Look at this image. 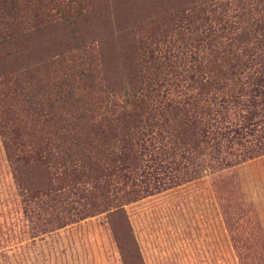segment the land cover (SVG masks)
<instances>
[{
	"label": "trees",
	"instance_id": "obj_1",
	"mask_svg": "<svg viewBox=\"0 0 264 264\" xmlns=\"http://www.w3.org/2000/svg\"><path fill=\"white\" fill-rule=\"evenodd\" d=\"M92 1L0 0V134L15 180L45 229L106 212L123 263L144 264L124 204L175 182L182 159L202 164L166 139L164 113L181 114L216 160L249 156L264 146V7L196 0L184 15L168 0L163 11L186 19L188 34L177 38L181 46L172 38L163 42L180 50L172 59L171 48L155 43L153 51L141 44L151 65L133 68L123 61L126 48L137 45L133 27L153 3ZM241 15L250 27L235 26ZM102 26L110 35L105 41L123 55L117 73L97 64L91 45L73 64L56 65L64 42L91 44L94 34L103 37ZM243 36L251 47L241 44ZM233 79L237 95L229 87ZM105 88L146 97L150 112H116L102 95ZM184 106L194 112L183 115ZM233 107L246 112L239 124L230 122ZM256 112H262L258 121Z\"/></svg>",
	"mask_w": 264,
	"mask_h": 264
},
{
	"label": "rangeland",
	"instance_id": "obj_2",
	"mask_svg": "<svg viewBox=\"0 0 264 264\" xmlns=\"http://www.w3.org/2000/svg\"><path fill=\"white\" fill-rule=\"evenodd\" d=\"M149 1L153 3L151 12L133 27L132 35L137 45L127 47L123 59L133 68L151 65L147 55L142 54L141 44L147 43L153 51L157 47L171 48L174 59L173 55L180 49L166 46L167 42L163 41L172 38L176 40V47L181 46L177 38L188 34L186 19H172L163 11L168 0ZM246 1L249 7L257 6V10L264 7L260 0ZM192 2L196 0H175L179 9L186 10L184 15H188ZM90 4L93 6L92 0ZM235 19V26L240 29L250 27L244 15ZM102 29L105 28L102 26ZM61 31L56 32L60 35ZM102 34L103 37L100 33L94 34L91 44L86 46L74 41L64 42L57 51L60 55H56V65L61 61L73 64L77 54L91 45L95 48L92 52L97 64L105 65L112 75L117 73L122 65L121 49L105 41L110 36L108 30ZM96 39L104 50L103 61ZM115 39L118 40L117 36ZM240 42L247 47L252 45L248 36H243ZM155 43L159 45L155 47ZM238 86L236 79L229 83L236 95L239 94ZM102 95L108 97L109 106L115 105L116 112H150L146 97L124 96L122 91L112 93L107 88ZM138 97L144 98L143 101ZM184 107L180 111L183 115L194 112ZM228 113L232 118L230 122L239 124V115L246 112L233 107ZM256 113L259 115L253 120L258 121L262 112ZM164 115L167 122L163 127L169 132L166 139L202 164H189L182 159L184 167L176 173L175 182L163 183L152 193L124 204L143 263L264 264V146L249 156L216 160L211 152L209 154L208 145L197 142L193 134L196 128L187 127L181 114ZM164 148L172 151L169 144ZM26 197L15 180L0 134V264H124L106 212L45 229L36 215L35 204L27 205Z\"/></svg>",
	"mask_w": 264,
	"mask_h": 264
}]
</instances>
